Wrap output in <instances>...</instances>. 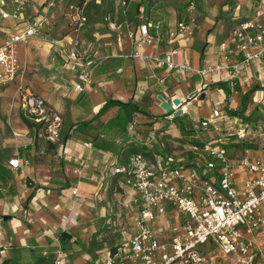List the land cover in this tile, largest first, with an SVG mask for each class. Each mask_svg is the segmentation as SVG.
Segmentation results:
<instances>
[{
    "label": "crops",
    "instance_id": "obj_1",
    "mask_svg": "<svg viewBox=\"0 0 264 264\" xmlns=\"http://www.w3.org/2000/svg\"><path fill=\"white\" fill-rule=\"evenodd\" d=\"M28 1L21 19L14 21L4 20L1 15L5 12L12 14L17 0H0V45L9 35L22 31L32 21L42 16L49 19L38 38L18 47L22 70L7 87H0V131L6 135L4 127L8 130L0 143V219L4 216L11 218L7 222L1 220L0 264H45L61 250L72 264H97L108 254L100 256L101 248L96 245L93 248L83 246L84 238L92 236L101 243V224L104 229H110L114 225L112 221L122 216L123 220L130 218L133 226L135 216L141 212V205L136 202L138 195L122 175H113V169L127 165L130 157L139 152L152 162L163 153L170 157L176 155L178 157L174 158L178 160L187 159L192 153L187 154L191 145L183 141L181 129L184 128H193L203 143L216 142L202 139L203 130L196 128V119L211 118L212 108L217 109L220 105L223 110H237L241 95L255 86L260 89L254 95H264L261 82L264 81V62H255L245 69L236 94H232L228 72L202 79L191 73L169 72L151 59L171 48L167 45L170 31L184 23L188 25L187 31L179 34L172 44L180 51L175 60L189 63L195 69L218 64L220 43L229 40L235 30L228 32V21L244 15L242 6L245 0H210L205 6L203 0H189L196 3L194 25L189 22L187 2L181 4L178 0H130L129 10L131 12V6L135 5V14L138 4L144 2L138 18L136 14V21H131L125 10L118 11V8L112 18L94 20L90 8L93 3H90L85 10L88 23L81 31L80 49L88 56L101 58L102 63L92 72L93 84L78 93L74 89L76 71L64 66L57 45H69L76 36L69 6L79 0ZM252 1L256 2L253 12L241 22L251 18L264 2ZM142 17L152 23L161 22L160 30L165 41L160 46L137 47L129 37L131 31L140 34L139 24L145 20ZM113 24L121 28L114 29ZM137 53L138 58L134 57ZM239 58L238 55L232 58L234 64ZM203 86L205 90L200 92ZM24 89L41 96L62 115L63 127L58 144L40 138L28 126L29 121L21 110L20 91ZM193 93L196 97L191 99ZM201 94H206L205 100H201ZM158 95L168 101L180 99L185 112L182 119L165 117L167 114L161 107L163 112H160L153 101L158 100ZM198 95L203 105L201 109L195 106ZM109 101L140 103L147 108V113L152 112L151 118L136 115V130L131 131L129 127L118 130L117 124L110 123L121 119L119 107H110L101 118L96 117ZM101 124L109 126L107 133ZM240 133L225 135L245 138ZM153 134L155 139L149 144V135ZM97 145H104L108 152L100 150ZM13 156H18L23 163L28 162L24 173L8 166ZM196 160L192 166L197 165ZM237 175L239 181L247 177L242 170ZM75 190L76 195L73 194ZM133 204L139 207L136 214L129 210ZM182 222L180 213L169 210L167 219L161 220L160 225L176 226ZM64 232L72 236L67 250L59 240ZM130 237L121 243H126ZM81 249L83 253H79Z\"/></svg>",
    "mask_w": 264,
    "mask_h": 264
},
{
    "label": "built area",
    "instance_id": "obj_2",
    "mask_svg": "<svg viewBox=\"0 0 264 264\" xmlns=\"http://www.w3.org/2000/svg\"><path fill=\"white\" fill-rule=\"evenodd\" d=\"M92 1L79 0L69 6L76 36L69 45H57L64 66L76 71L74 89L78 93L93 84L92 72L102 63L101 58L88 56L80 49L81 31L88 23L85 10ZM28 3V0H17L14 12H5L1 17L20 20ZM189 8V22L194 25L195 4L192 2ZM142 19L145 20L139 24L140 34L131 31L129 37L137 47L160 46L165 41L160 30L161 22ZM48 21L42 16L22 31L9 35L0 45V87H7L22 70L18 47L38 38ZM112 27L121 28L115 24ZM187 28V24L179 23L171 30L167 40L171 48L163 55L151 58L152 61L169 72L191 73L202 79L228 72L232 94H236L244 70L255 62H264V2L251 18L236 26L229 40L220 43L219 63L214 66L195 69L189 63L175 60L180 51L172 44ZM237 55L240 58L234 64L232 58ZM138 56L137 53L134 57ZM205 86L199 91L203 92ZM20 92L24 118L39 127L40 138L58 144L63 127L62 115L41 96L27 89ZM223 118L224 112L214 109L212 117L200 122L198 129L206 130ZM135 128V124L129 126L131 131ZM154 139V134L149 135L148 143ZM189 151L198 158L197 165L188 168L174 166L183 159L169 158L165 164L160 156L152 162L145 154L139 153L132 155L127 165L113 169V175H122L138 195L136 202L141 205V212L134 218V233L127 242L115 251L111 250L97 264H264V157H254L247 149L237 161L231 159L224 145L218 142L206 143L203 150L191 146ZM27 165L28 162L23 163L18 156L8 161L9 167L21 173ZM240 170L247 177L239 181L237 172ZM76 193L77 190L73 192ZM169 210L188 218L176 226H161V220L167 219ZM45 264L72 263L61 250Z\"/></svg>",
    "mask_w": 264,
    "mask_h": 264
},
{
    "label": "rangeland",
    "instance_id": "obj_3",
    "mask_svg": "<svg viewBox=\"0 0 264 264\" xmlns=\"http://www.w3.org/2000/svg\"><path fill=\"white\" fill-rule=\"evenodd\" d=\"M93 1L94 3L90 6V8H91L92 19L94 20H101L100 18H103L104 20L106 18H112L114 16L115 9L118 8V11L120 9L125 10L128 6L126 4L122 5V3L125 0H93ZM97 1L100 2V4H97ZM203 1H204V6L207 5V3L209 4L210 2V0H203ZM178 2L182 4V3L189 2V0H178ZM63 5L65 9L66 4L64 2H63ZM255 6H256L255 1L245 0L242 6L244 15L242 14L238 16L236 19H231L228 21V24H227L228 26L227 28H229L228 32H232L234 29H236V26L238 25V23L246 19V17H248L253 12V9L255 8ZM207 7H210V6L208 5ZM95 16L99 18H96ZM195 99H196V103H195L196 109L203 108L202 101L200 100V98H195ZM153 101L156 102L155 106L157 107V109L160 110V112H163L160 109V102L155 99ZM236 108L237 110L240 109V102L238 103ZM212 111H213V108H212ZM148 112L152 113L150 110ZM246 117H250V120L246 121L241 118H238L236 122H233V121L231 122L230 119L226 116V118H223L222 120L217 121L216 124L211 125L210 128L201 131L202 139L205 141L206 140L213 141L216 139H221L222 137L221 143H224L225 145H227L228 138H236V142L238 143L245 142L251 145L252 155L254 157H257V156L264 157V95H260L259 97L254 95V97H252L251 102L248 105ZM208 118H210V116ZM200 122L202 121L196 119L195 126L197 129L199 127ZM226 128L228 129L227 131H225ZM242 131L244 132V135H245V138L243 139L239 138L238 135H234L233 137H229L228 135H225V134H237ZM4 132L6 133V135L8 134V130L5 127H4ZM3 134L4 133L0 131V143H3L4 139L6 138V135L5 134L3 135ZM243 148H244L243 144H241L239 148L232 149V156L233 157L238 156L241 153ZM176 150H178V148ZM254 150H257V151H254ZM9 154L11 155V152ZM170 156L171 155H169V157ZM174 157L176 158L178 156L174 155L170 158H174ZM138 208L139 207L137 204H133L132 206H130L129 210L136 214L139 212ZM187 218L188 217L186 215L183 216V220H186ZM1 220L3 221L2 218L0 219V222ZM102 220L106 221V219H102ZM112 223H114V225L110 229H104L102 227L103 224L100 225L99 229L103 231L101 236L99 237L101 243H97V239L90 236V237L84 238L85 242L82 245L87 248H93L94 245L99 246V248H101L99 250L100 256L104 257L109 253V251H111L113 244L119 243L122 240L127 239V237L131 236L134 232V228L131 224V220L128 217H126V219L123 220L122 216H117L116 219L112 221ZM170 225H173V224H170ZM107 227H110V225H107ZM83 233L89 234V232H83ZM83 251L84 250L81 249L79 253H83Z\"/></svg>",
    "mask_w": 264,
    "mask_h": 264
},
{
    "label": "trees",
    "instance_id": "obj_4",
    "mask_svg": "<svg viewBox=\"0 0 264 264\" xmlns=\"http://www.w3.org/2000/svg\"><path fill=\"white\" fill-rule=\"evenodd\" d=\"M125 2H126V5H128L127 8L125 9L126 16L128 18L130 17V20L131 21H136V14H137V18H138L140 16V9L143 6L144 2L141 1L138 4V6H137V13L136 14H135V5H132L131 6L132 10L130 12V10H129L130 0H125ZM92 3H94V1H92ZM190 3H192V1L191 2L190 1L187 2L186 3V7L187 6H190ZM133 9H134V11H133ZM223 87L226 88V85L225 86L223 85ZM258 89L259 88L257 86H255L251 91H248V92L243 93L241 95V97H240V109H238V110H232V109H229V108L223 110V109L220 108L221 107V105H220L218 108L224 112V118H226V116H227L230 119V121H235V120L237 121L238 118H241L243 120L249 121L250 120V117H246V112H247V109H248V105L251 102V99H252V97L254 95V92L257 91ZM114 106H117V107H119L121 109L122 115H121V119L120 120H118V121H115L114 120V121H112L110 123V125L111 124H117L116 125L117 127L116 126L115 127L118 130L124 131V129H127L132 124H135V126H136L137 124L134 122V116H136V115H143L145 117L151 118L150 113H147L146 112L145 107H143V105L140 104V103L139 104L135 103L134 101H130L128 103H124V102L121 103V102H117V101H109L98 112V115L96 117L98 119L101 118V116H103L110 107H114ZM168 116H172V115H165V117H168ZM178 119H182V117H180ZM27 123H28V126L31 129H34L35 132L37 133V135L39 136V133H40V132H38L39 131V127L36 126V125H34V124H32V123H30V122H27ZM101 127L103 128V130H105V133H107V129L109 128V126L104 125V124H101ZM181 132L183 133V141H184L185 144H189L191 146H198L201 150H203L205 148V146H206V143H208V142L203 143L198 138V135L195 133L194 129L191 128V127L187 128V129H185V128L184 129H181ZM67 138H65L64 141H66ZM215 141L218 142V143H220L221 145H224V147L227 149V152H228L229 157L231 159H234V160H237V161H240V158L243 156L245 150H247V149L251 150V148H252L251 145H249L248 143H245V142L238 143V142H236V138H228V140H227L228 141V144L227 145H225L224 143H221V140L220 139L215 140ZM241 144H243V147H244L242 149L241 153L238 156L233 157L232 156V149L239 148V146H241ZM97 147L100 148V150H102V151L108 152V150L104 147V145L103 146L102 145H97ZM139 153H142V152H139ZM139 153H135V154H139ZM190 153H192V152L191 151H188L187 152V154H190ZM192 154H191L190 157H187V159H183L182 162L176 163L174 166L184 167V168L191 167L192 164L195 162V159L198 158V155L197 154H194V153H192ZM160 157L162 158V160L164 161L165 164L169 162L168 159L170 157L169 156H166L165 153H163L162 155H160ZM205 158H206V156H205ZM1 162H2V158L0 157V164H1ZM169 166H172V165H169ZM59 240H60L62 246L67 250V245L70 244V242L72 240V236L69 235V234H67L66 232H64V233L61 234V237H60ZM121 245H122V243L119 242V243H117L116 246H113L111 248V250L112 251H115ZM1 264H9V262H3Z\"/></svg>",
    "mask_w": 264,
    "mask_h": 264
},
{
    "label": "water",
    "instance_id": "obj_5",
    "mask_svg": "<svg viewBox=\"0 0 264 264\" xmlns=\"http://www.w3.org/2000/svg\"><path fill=\"white\" fill-rule=\"evenodd\" d=\"M201 100H205L206 94H201ZM196 97V93L191 94L190 98ZM158 100L160 102L161 109L167 114L172 115L174 118H180L184 115V111L182 108V101L178 98L173 99L172 101H168L164 96L158 95ZM4 222H7L11 218L8 216H4L3 218ZM1 227V222H0Z\"/></svg>",
    "mask_w": 264,
    "mask_h": 264
}]
</instances>
